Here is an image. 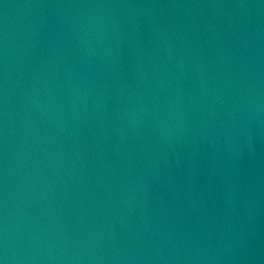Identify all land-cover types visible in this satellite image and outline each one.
I'll return each mask as SVG.
<instances>
[{"label": "water", "instance_id": "obj_1", "mask_svg": "<svg viewBox=\"0 0 264 264\" xmlns=\"http://www.w3.org/2000/svg\"><path fill=\"white\" fill-rule=\"evenodd\" d=\"M0 264H264V0H0Z\"/></svg>", "mask_w": 264, "mask_h": 264}]
</instances>
